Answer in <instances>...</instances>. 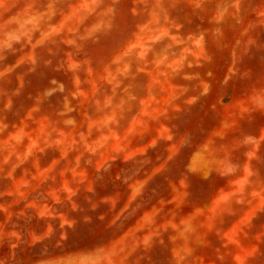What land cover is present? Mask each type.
<instances>
[{
    "label": "rangeland",
    "instance_id": "1",
    "mask_svg": "<svg viewBox=\"0 0 264 264\" xmlns=\"http://www.w3.org/2000/svg\"><path fill=\"white\" fill-rule=\"evenodd\" d=\"M225 91L264 96V0H0V264L194 261L172 215ZM219 148L264 188V140ZM262 212L196 261L264 264Z\"/></svg>",
    "mask_w": 264,
    "mask_h": 264
},
{
    "label": "crops",
    "instance_id": "2",
    "mask_svg": "<svg viewBox=\"0 0 264 264\" xmlns=\"http://www.w3.org/2000/svg\"><path fill=\"white\" fill-rule=\"evenodd\" d=\"M224 93L219 127L209 132L200 144L189 148L187 178L196 184L191 186L186 180L177 190L194 194L193 199L182 202V207L178 205L172 215V224L178 226L175 240L181 242L174 253L178 257L195 258L188 264H200L196 260L203 256L201 250L210 249L206 242L213 239L256 240V236H248L243 230L228 236L220 231L213 232L212 226L226 224L228 219L233 220L231 224L250 225L264 210V188L242 182L230 163L239 156L234 155L233 149L219 148L241 146L243 159H253L252 148L264 140V96H245L239 100L228 96V91ZM215 181L220 183L215 184ZM189 242L197 243L191 245Z\"/></svg>",
    "mask_w": 264,
    "mask_h": 264
}]
</instances>
